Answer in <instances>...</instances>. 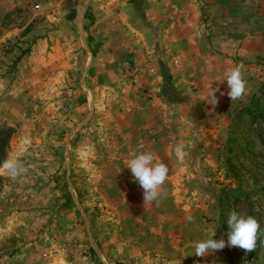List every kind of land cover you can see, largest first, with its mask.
I'll use <instances>...</instances> for the list:
<instances>
[{"label":"rangeland","instance_id":"rangeland-1","mask_svg":"<svg viewBox=\"0 0 264 264\" xmlns=\"http://www.w3.org/2000/svg\"><path fill=\"white\" fill-rule=\"evenodd\" d=\"M117 1L0 0V129L23 169L0 165V264H264V0H171L181 38L139 61ZM142 152L169 169L150 204L126 168ZM233 211L259 222L255 251L193 255Z\"/></svg>","mask_w":264,"mask_h":264},{"label":"clouds","instance_id":"clouds-1","mask_svg":"<svg viewBox=\"0 0 264 264\" xmlns=\"http://www.w3.org/2000/svg\"><path fill=\"white\" fill-rule=\"evenodd\" d=\"M224 77L225 79L221 82L226 81L228 88L227 96L231 102L241 99L246 92V82L242 78L240 67L226 69ZM210 88L208 104L215 109L218 104V98L215 96V92L219 91V89L212 88L211 85ZM220 95L223 96L225 93L221 92ZM174 152L178 160L182 162L185 156L183 146H175ZM153 161L154 155L151 152L134 153L126 165V168L132 174L134 182L143 190V204H150L158 198V189L166 181L169 172L168 166L162 161L159 163H154ZM2 167L12 176H16L19 172L23 171L18 163L13 161H5ZM188 219L190 220L191 217ZM227 225L229 229L227 243L224 239H213L216 229L214 228L211 238L195 242L193 255L196 257H205L224 249L226 246L239 247L245 252L255 251L260 224L254 217L248 216L244 218L233 211L229 215Z\"/></svg>","mask_w":264,"mask_h":264},{"label":"crops","instance_id":"crops-1","mask_svg":"<svg viewBox=\"0 0 264 264\" xmlns=\"http://www.w3.org/2000/svg\"><path fill=\"white\" fill-rule=\"evenodd\" d=\"M223 1L224 0H204V3H203L202 0H199V3H198L196 0L197 4L204 5L205 7H207L208 11L210 12H213L212 11L213 6L216 5V7H218L217 5H219L220 3H223ZM253 1L254 0H245L244 2H242V4L245 5L247 3H250V5L257 7L253 3ZM130 2L131 3L129 2L127 3L123 0L117 1V4L114 5L113 8L117 9V7H120L121 11L119 15L121 16V19H124L128 25L127 27H122V30L124 31L123 35L131 34L133 37H136L137 39L136 41H138L140 38L141 39L143 38L144 42H146L142 45H140L139 42H136L137 54L134 57L136 61L143 59V57L145 56V55H141V53H143L141 52L142 48L147 47L148 50L152 49L154 53H161V52L164 53L166 49L172 46L173 36L176 35L181 38L180 36L181 30L178 29V33L173 35V33H175V29L173 26L170 27V24H171L170 21H172L171 0H142V1L130 0ZM186 2L188 3L187 0ZM226 3H232V1L226 0ZM160 4H164L165 6L160 7ZM123 5L128 6L127 9L129 11L123 10L122 9ZM182 12L184 13L185 11H182ZM116 13H117V10H116ZM185 18H188L187 12L186 14L180 16L181 21L186 20ZM211 18H213V16H211ZM156 23L158 24L159 28L156 27L155 25ZM185 26H188V24H186ZM118 28H120L119 25H118ZM171 30L173 31V33ZM222 31L225 33L224 37L226 38L227 41L233 39L234 35L232 34L230 35V33L225 30H222ZM209 32H210L209 34H211V37L213 38V35H214L213 31H209ZM133 34H135V36ZM219 35L220 33L217 32V36ZM145 36H148L150 38L145 40ZM159 36H160V40L158 42L156 39ZM147 42H149V44ZM209 45L211 44L208 43V46ZM124 116L125 115L120 114L119 118L123 119L124 121H129L128 119L124 118ZM121 127L123 128V130L124 128L130 127L128 129L130 133L136 131L135 125H132L129 123L123 122L121 123Z\"/></svg>","mask_w":264,"mask_h":264},{"label":"trees","instance_id":"trees-1","mask_svg":"<svg viewBox=\"0 0 264 264\" xmlns=\"http://www.w3.org/2000/svg\"><path fill=\"white\" fill-rule=\"evenodd\" d=\"M11 136H12L11 128L0 129V165L4 163L7 157Z\"/></svg>","mask_w":264,"mask_h":264},{"label":"built area","instance_id":"built-area-1","mask_svg":"<svg viewBox=\"0 0 264 264\" xmlns=\"http://www.w3.org/2000/svg\"><path fill=\"white\" fill-rule=\"evenodd\" d=\"M36 8H38V6H36ZM133 83L136 85L139 84L137 76H134Z\"/></svg>","mask_w":264,"mask_h":264}]
</instances>
